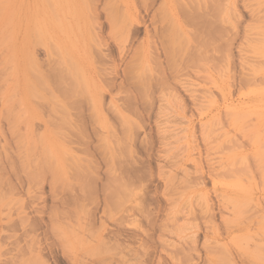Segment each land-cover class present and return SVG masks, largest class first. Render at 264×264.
<instances>
[{
	"label": "rangeland",
	"instance_id": "rangeland-1",
	"mask_svg": "<svg viewBox=\"0 0 264 264\" xmlns=\"http://www.w3.org/2000/svg\"><path fill=\"white\" fill-rule=\"evenodd\" d=\"M199 1L0 0V264H264L257 3Z\"/></svg>",
	"mask_w": 264,
	"mask_h": 264
},
{
	"label": "bare ground",
	"instance_id": "bare-ground-1",
	"mask_svg": "<svg viewBox=\"0 0 264 264\" xmlns=\"http://www.w3.org/2000/svg\"><path fill=\"white\" fill-rule=\"evenodd\" d=\"M256 1V3H257V9L256 10H254V12H252V17H254L253 19H254V24H252L251 25V27L247 30V32H248V34L246 33V36H247V38L249 39V40H251L252 42H250L249 43V46L251 47V48H253V49H256V50H258V53L259 54H261V55H264V21H261L262 19H264V13H262V11H263V9H264V7H261L263 4H264V0H255ZM200 3L198 4L197 3V7L199 8V9H201V6L202 7H204L205 9H206V11L209 9V10H211V14L210 15H213L214 17L216 16L217 17V22H220L221 24H223V22H228L227 20H228V16H227V14H226V9H224V8H222L221 7V3H220V0H211V3H210V5H207V1L206 0H201V1H199ZM203 2V3H202ZM207 7H208V9H207ZM181 10H182V12H183V16L188 20V21H193V22H197V23H199V21H198V19L199 18H201V17H203V16H200V17H196V15L195 14H193V13H190V12H186L183 8H181ZM202 10L203 11H205L203 8H202ZM203 11H202V13H203ZM205 13V12H204ZM203 13V14H204ZM215 21V23H217L216 22V20H214ZM204 22V21H203ZM205 22H207V21H205ZM204 22V23H205ZM212 23H210V24H208V22H207V25L206 24H204V25H206V26H204L203 24V27L205 28V31H204V29L202 30V31H204L203 32V34L204 35H209V37H211L210 36V32H211V35H213L212 33H214L215 31H217V29H218V27H220V26H218L217 24V26L216 25H214L213 26V24L211 25ZM201 25V26H202ZM216 26V27H215ZM202 27V28H203ZM170 28H172L171 26H170ZM201 29V28H200ZM220 29V28H219ZM175 31V30H174ZM173 31V32H174ZM220 31V30H219ZM161 32H163V34H162V37H163V35L166 33V30H162ZM208 32V33H207ZM176 33V32H175ZM179 34V33H178ZM177 34V35H178ZM216 34V33H215ZM169 35V34H168ZM166 36H167V34L166 35H164V37H163V39H162V42H163V49L165 50V52H164V54H165V56L167 55V57H169V51H170V54H171V56H175L176 55V53L175 52H173L172 51V48L174 47V45H173V41H172V38H171V40L169 39V37H168V42H167V45L165 44L166 43ZM175 36V39H176V35H174ZM214 36V35H213ZM178 37H180V36H178ZM177 40V39H176ZM167 47V48H166ZM204 49V48H203ZM163 51V50H162ZM203 51L205 52L206 50L204 49V50H198L197 51V53H192V56H193V54H195L194 56H193V58L195 57H197L196 55L198 54V57H197V59L196 60H199V61H201L199 58H201V57H199V56H202V55H205L206 57H207V54H204L203 53ZM174 53H175V55H174ZM208 53V52H207ZM192 58V59H193ZM216 59H217V55H216V57H215ZM189 59V58H188ZM192 59H190L191 60V63L193 64L194 62H192L193 60ZM202 59H203V56H202ZM205 59H207V58H205ZM212 59H213V57H212ZM190 60H188V62L187 63H190L189 61ZM195 59H194V61L195 62H197ZM172 63V64H171ZM170 64V66L171 67H174L175 68V65H176V63L174 64V62H171ZM185 63V62H184ZM190 63V64H191ZM191 66V65H190ZM193 66V65H192ZM174 68H172L173 70H175ZM177 70V71H176ZM175 71L176 72H178L179 70L178 69H176ZM172 73H174V72H171V74ZM173 75V74H172ZM174 76V75H173ZM243 79H244V81H248L249 80V78L248 77H246V76H243Z\"/></svg>",
	"mask_w": 264,
	"mask_h": 264
}]
</instances>
